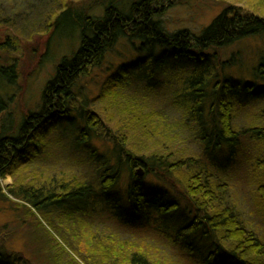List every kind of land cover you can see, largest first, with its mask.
I'll return each mask as SVG.
<instances>
[{
    "label": "trees",
    "instance_id": "trees-1",
    "mask_svg": "<svg viewBox=\"0 0 264 264\" xmlns=\"http://www.w3.org/2000/svg\"><path fill=\"white\" fill-rule=\"evenodd\" d=\"M80 1L65 0L55 21L49 22L50 44L58 42L56 34L65 26L73 51L56 65L37 105L19 118L11 106L22 91L17 65L0 63V177L40 156L55 130L70 138L73 150L82 151V161L93 170L85 180L69 181L72 184L60 196L37 184L13 189L24 202L19 205L31 208V216L40 223L38 230L44 229L38 216L51 222L54 209L70 216L80 213L81 222H86L84 215H99L122 228L159 236L190 264H264V237L245 223L231 193V171L242 158L252 168L256 198L264 212V17L231 6L200 33L171 31L161 17L184 0H90V5L77 6ZM124 39L138 59L129 67L120 65L114 76L120 81L134 76L137 87L152 91L149 79L162 73V85L174 89L172 106L179 108L181 118L170 124L156 120L151 131L147 128L151 118L163 116L158 110L142 112L140 102L130 98L120 107L125 120L119 124L123 131L132 127L141 136H158L160 145L174 144L175 126H187L197 140L190 155L184 150L180 155L165 150L141 153L129 144L130 134L123 138L102 124L98 130L96 118L81 104V79ZM245 39L263 41L253 67H248L249 76L235 71L241 50H227ZM9 40L0 42V48H7ZM225 50L229 53L223 59ZM254 107L261 121L238 126L236 110ZM98 136L110 147H95L91 140ZM0 196H6L1 184ZM37 247L33 254L42 258L40 262L2 248L0 264H62L61 249L55 248L59 256L50 244ZM147 256H135L132 264H159Z\"/></svg>",
    "mask_w": 264,
    "mask_h": 264
},
{
    "label": "rangeland",
    "instance_id": "rangeland-1",
    "mask_svg": "<svg viewBox=\"0 0 264 264\" xmlns=\"http://www.w3.org/2000/svg\"><path fill=\"white\" fill-rule=\"evenodd\" d=\"M64 1L0 0V42L10 38L8 47L0 48V63L14 61L20 74L17 77V86L22 89L21 94L18 92V96L21 97H15L11 105L17 112V118L28 108L37 105L44 85L55 73L60 59L73 51L71 44L74 43L69 35L66 36L68 30L65 26L56 34L58 42L52 44L49 42L53 33L49 28V22L55 21L59 10L64 7ZM90 2L81 0L76 5H90ZM231 6L264 17V0H184L168 7L161 18L171 31L190 29L200 33L216 16ZM91 13L97 12L93 10ZM262 44L263 41L260 39H245L228 47L227 50H235L236 53L241 50L238 67L235 70L238 74L246 73L249 76L248 67L253 65V59L257 57V52L262 50ZM227 53L229 52L224 53L223 59ZM137 59L138 53L133 50L128 40L118 42L108 51L102 63L92 67L90 73L81 79L80 92L83 96L81 104L96 118L98 130L102 124L107 130L123 138L130 134L132 138L129 136V144L131 147L138 146L137 150L141 153L165 150L170 155H180L184 150L190 155L197 149V140L187 126H175L178 136L174 144L168 142L160 145L163 141L158 136L155 138L141 136V133L132 127L123 131L122 124H119L125 120L119 112L120 107L125 102L129 103L130 98L140 102L144 107L142 112L152 113L158 110L163 116L151 118L147 123V128L151 131L155 126L151 123H155L156 120L159 123L170 124L181 118L179 108L172 106L175 100L174 89L162 85L164 82L163 78L160 79L162 73H155L149 79V85L154 86L152 91L137 87L134 76L131 80L124 78L122 81L114 76L117 75L120 65L129 67ZM168 85L175 84L169 82ZM256 116L260 115L255 107L239 108L236 110L235 121L238 126L244 127L254 121H261L256 119ZM101 138H93L91 142L99 150L110 147L108 141ZM72 147L70 138L62 131L55 130L47 137L41 153H38L40 156L33 158V161L26 160V164L14 173L0 177L2 194L6 195L0 196V228L4 229L0 234V251L2 248L17 251L29 262L31 260L35 263L40 262L42 258L35 259L34 249L45 242L47 245L50 244L51 250L59 256L61 253L59 254L56 249L62 250V264H132L135 256L144 255L152 257L155 262L159 261V264L191 263L179 257L170 243L159 236L151 235L146 230L122 228L99 215L82 214L86 222H81L80 213L70 216L71 213L67 211L54 209L50 215L51 222H46L42 216H38L44 225L41 227L44 229L38 230L40 223L31 216V208L19 205L24 202L14 195L13 189L18 191L20 186L29 187L37 184L44 187L47 193L52 190L60 196L66 192L68 185L72 184L69 181L80 182L89 178L93 167L82 161V151H75ZM249 165L241 158L240 163L231 171L233 177L231 193L245 223L258 230L264 237V212L256 198V185ZM76 183L74 182V185ZM52 235L57 238V245ZM41 250L42 248L39 251Z\"/></svg>",
    "mask_w": 264,
    "mask_h": 264
},
{
    "label": "water",
    "instance_id": "water-1",
    "mask_svg": "<svg viewBox=\"0 0 264 264\" xmlns=\"http://www.w3.org/2000/svg\"><path fill=\"white\" fill-rule=\"evenodd\" d=\"M141 172V171H140Z\"/></svg>",
    "mask_w": 264,
    "mask_h": 264
}]
</instances>
